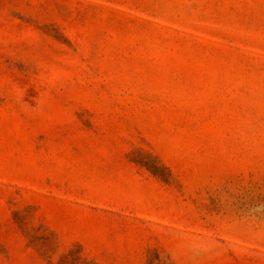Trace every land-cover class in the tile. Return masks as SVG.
Instances as JSON below:
<instances>
[{"label":"rangeland","instance_id":"rangeland-1","mask_svg":"<svg viewBox=\"0 0 264 264\" xmlns=\"http://www.w3.org/2000/svg\"><path fill=\"white\" fill-rule=\"evenodd\" d=\"M0 264H264V0H0Z\"/></svg>","mask_w":264,"mask_h":264}]
</instances>
